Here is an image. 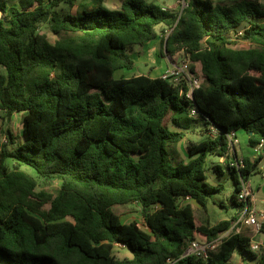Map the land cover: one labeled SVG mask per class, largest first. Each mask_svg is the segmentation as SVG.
<instances>
[{
  "label": "trees",
  "instance_id": "obj_1",
  "mask_svg": "<svg viewBox=\"0 0 264 264\" xmlns=\"http://www.w3.org/2000/svg\"><path fill=\"white\" fill-rule=\"evenodd\" d=\"M105 1L0 0V111L6 118L23 113L21 139L9 131L13 147L0 151V264L256 259L252 239L235 231L208 260L185 253L194 240L230 231L243 206L241 179L258 171L263 155L244 158L241 169L228 165L237 207L231 219L198 223L192 204L181 201L206 209L223 192V183L208 182L206 164L210 155L229 157V133L244 130L249 146L264 145V8L252 0H185L176 12L123 0L113 10ZM44 24L59 37L54 44L40 32ZM161 25L170 31L162 40L170 62L181 55L201 65L192 96L187 83L162 76L115 77L134 67L132 51L155 41ZM239 40L252 47L234 48ZM168 118L180 131L170 130ZM199 121L210 136L190 140V159L182 162L175 147ZM23 165L59 180L58 194L38 191ZM131 203L140 204L146 229L114 211ZM116 247L132 257L117 258Z\"/></svg>",
  "mask_w": 264,
  "mask_h": 264
},
{
  "label": "rangeland",
  "instance_id": "obj_2",
  "mask_svg": "<svg viewBox=\"0 0 264 264\" xmlns=\"http://www.w3.org/2000/svg\"><path fill=\"white\" fill-rule=\"evenodd\" d=\"M123 0H106L105 5L109 9H119L121 7V3ZM151 2H155L156 4L166 5L170 7L173 11L181 12L184 6V0H148ZM214 2L220 3H230L233 0H213ZM258 2L264 8V0H252ZM10 5H19V0H9ZM177 3V4H176ZM58 10H62V12L66 13L68 11V6L63 5L58 8ZM40 32L47 36V39L54 44L58 40V36L54 34L48 24H44L41 26ZM157 32L160 37V41L155 40L152 41L149 45L146 46H136L132 51V56L134 59V67L132 69H119L115 73L116 78L125 77L130 78L138 75H150L151 77H160L169 69L173 68V65L176 66H187L189 70L192 67L195 68L194 74L195 78L202 82V73H201V65L194 64L192 65L189 62H186L183 57L180 55L176 56V62L172 63L164 54L162 40L166 38L170 31L166 26H158ZM64 36H67L66 34ZM234 48L238 49H248L251 48L252 45L244 40H239ZM167 68V69H166ZM166 69V70H165ZM3 73V69L0 68V74ZM195 124V128L192 130L186 131V136L183 138L175 147V152L177 154L178 160L182 162H187L190 159L188 152V142L190 140L200 141L203 138L210 136V131H205V123L204 121H199ZM165 124L170 128L171 131H180V129L173 126L170 122L169 118L165 120ZM23 129V113H15L12 117L6 118L5 114L0 111V151L1 148L7 147V149H11L13 145L6 141V137L9 135V131H11L15 137L20 140L22 136ZM240 138V146L242 151L245 154L250 155L251 153H258L254 147L249 146L244 139L242 138V133L239 135ZM237 147V146H236ZM244 158V157H242ZM230 159L229 157L221 158L216 155H210L206 164V174L207 180L212 185H217L219 183L224 184V190L222 193L215 195L209 202L208 207L206 209L202 208L195 202H183L182 204L191 203L195 216L197 218L198 223L201 221H208L210 224H216L222 220L231 219L233 215L236 213L237 207L232 201V194L234 192V182L228 168ZM9 166H12L13 160H8ZM221 165L225 173H218L216 166ZM23 170L28 172L36 181H37V190L44 191L51 195H57L61 186V182L56 179H48L42 178L37 175V173L30 167L23 165L21 167ZM250 182L252 185V189L255 192V204L258 210L264 209V194L262 188L264 187V153L263 159L259 165L258 171L254 173L250 177ZM224 204L226 207H221L220 205ZM114 211L121 216L122 221L131 222L136 221L140 224V226L146 229L145 222L143 216L141 214V206L139 203H131L126 205H117L114 207ZM239 217V215L236 214ZM236 222V221H234ZM251 228L243 227L240 234L245 236H249L250 238L254 235L253 232L250 231ZM261 236L264 241V233L258 234ZM201 240V239H200ZM114 254L119 259L131 258L132 253L123 247H116L114 250ZM256 254L262 256L264 258V249L257 251Z\"/></svg>",
  "mask_w": 264,
  "mask_h": 264
},
{
  "label": "built area",
  "instance_id": "obj_3",
  "mask_svg": "<svg viewBox=\"0 0 264 264\" xmlns=\"http://www.w3.org/2000/svg\"><path fill=\"white\" fill-rule=\"evenodd\" d=\"M185 3V0H184ZM186 4H184L185 6ZM184 9V8H183ZM182 9V10H183ZM163 79L168 80L172 85L177 86L181 82L187 83L191 89L190 95L192 96V91L200 86V80L195 78L194 74L187 68V66H176L169 68L164 74ZM195 114V111L192 112ZM229 142L228 156L230 157V166L237 169L244 167V158L234 155L235 148L239 143L237 132H231L227 135ZM263 145H260L262 147ZM186 202H190L187 198ZM238 201L243 204L242 210L239 214L236 222L233 223L232 228L229 232L221 234L218 238L213 241L205 242L201 240H194L189 244V247L185 253L186 256L194 255L200 257L204 260H208L210 252L215 251L219 245L222 243L223 239L229 235L230 232L241 233L243 227L251 228L252 232L256 235L261 234L262 227L264 225V211H260L255 205V192L252 189V185L249 180L241 179V190L238 194ZM264 249V241H252L251 250L253 252L260 251ZM168 264H173L169 261Z\"/></svg>",
  "mask_w": 264,
  "mask_h": 264
},
{
  "label": "crops",
  "instance_id": "obj_4",
  "mask_svg": "<svg viewBox=\"0 0 264 264\" xmlns=\"http://www.w3.org/2000/svg\"><path fill=\"white\" fill-rule=\"evenodd\" d=\"M180 0L177 1V3H179ZM176 3V4H177ZM160 5V4H159ZM163 6L164 8L166 9H170L172 10L170 7L166 6V5H161ZM158 41H160V37L158 36V38L156 39ZM150 44V43H149ZM148 44V45H149ZM167 69V68H166ZM165 69V70H166ZM242 133V138L244 139V141L249 144V136L247 134L246 131L244 130H240L237 132V135H238V140H239V143L237 145V147L235 148V153L234 155H237V156H240V157H244V158H249L251 159L252 161H254L255 159L258 158L259 155H263L264 153V145L262 147H255V149L257 151L260 152V154L258 155V153H251L250 155L248 154H245L243 151H242V148L240 146V138H239V135ZM255 202V201H254ZM256 205V204H255ZM260 211H264V209H261ZM252 232V230H250ZM249 237V236H248ZM252 241H263L261 236L260 235H256L254 234L252 237H251ZM256 259H250V258H247V257H243L242 255L240 254H235L233 259H232V262L233 264H264V258H262V256H259L258 254H256Z\"/></svg>",
  "mask_w": 264,
  "mask_h": 264
},
{
  "label": "water",
  "instance_id": "obj_5",
  "mask_svg": "<svg viewBox=\"0 0 264 264\" xmlns=\"http://www.w3.org/2000/svg\"><path fill=\"white\" fill-rule=\"evenodd\" d=\"M263 194H264V187L262 188Z\"/></svg>",
  "mask_w": 264,
  "mask_h": 264
}]
</instances>
